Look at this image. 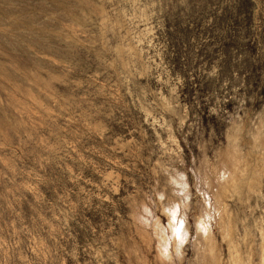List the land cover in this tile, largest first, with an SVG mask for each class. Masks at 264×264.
Here are the masks:
<instances>
[{"label": "rangeland", "instance_id": "374dc122", "mask_svg": "<svg viewBox=\"0 0 264 264\" xmlns=\"http://www.w3.org/2000/svg\"><path fill=\"white\" fill-rule=\"evenodd\" d=\"M0 264H264V0H0Z\"/></svg>", "mask_w": 264, "mask_h": 264}]
</instances>
